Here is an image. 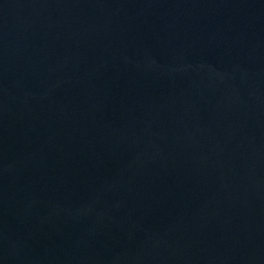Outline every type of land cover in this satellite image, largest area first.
<instances>
[{
    "label": "water",
    "instance_id": "1",
    "mask_svg": "<svg viewBox=\"0 0 264 264\" xmlns=\"http://www.w3.org/2000/svg\"><path fill=\"white\" fill-rule=\"evenodd\" d=\"M0 264H264V0H0Z\"/></svg>",
    "mask_w": 264,
    "mask_h": 264
}]
</instances>
